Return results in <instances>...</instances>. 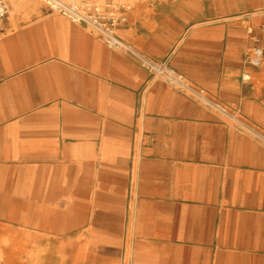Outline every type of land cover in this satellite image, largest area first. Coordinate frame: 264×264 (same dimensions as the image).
<instances>
[{
  "label": "crops",
  "instance_id": "1",
  "mask_svg": "<svg viewBox=\"0 0 264 264\" xmlns=\"http://www.w3.org/2000/svg\"><path fill=\"white\" fill-rule=\"evenodd\" d=\"M119 36L0 30V264H264V0H148Z\"/></svg>",
  "mask_w": 264,
  "mask_h": 264
},
{
  "label": "built area",
  "instance_id": "2",
  "mask_svg": "<svg viewBox=\"0 0 264 264\" xmlns=\"http://www.w3.org/2000/svg\"><path fill=\"white\" fill-rule=\"evenodd\" d=\"M44 5L49 13L65 16L76 24L85 26L91 33L101 38L110 48L133 52L119 36V30L127 24L132 5L125 0H34ZM9 4L0 0V30L5 29L8 19ZM142 65L158 75L166 83L174 86L182 93L195 98L218 112L229 115L245 129L252 130L243 124L239 116L228 112L227 108L211 100L203 89L193 86L183 74L166 65L156 64L140 56ZM249 64L255 68L264 67V48L255 46L249 57ZM242 124H241V123ZM254 131V130H253Z\"/></svg>",
  "mask_w": 264,
  "mask_h": 264
},
{
  "label": "rangeland",
  "instance_id": "3",
  "mask_svg": "<svg viewBox=\"0 0 264 264\" xmlns=\"http://www.w3.org/2000/svg\"><path fill=\"white\" fill-rule=\"evenodd\" d=\"M9 4V20L14 21L17 18H21L23 21H29L31 18H33L35 15L40 14L42 11L47 12V9L44 7V5L40 2H35L33 0H30L28 2V6L30 9L28 10H21L19 13H17L15 16H12L10 10H11V3L10 0H7ZM125 2L132 5L133 9H137L142 5H145L148 0H125ZM132 9V11H133Z\"/></svg>",
  "mask_w": 264,
  "mask_h": 264
},
{
  "label": "bare ground",
  "instance_id": "4",
  "mask_svg": "<svg viewBox=\"0 0 264 264\" xmlns=\"http://www.w3.org/2000/svg\"><path fill=\"white\" fill-rule=\"evenodd\" d=\"M29 1L30 0H10L11 7H12L11 10H10V12H11L12 16H15L21 10H28V9H30V7L28 6V2ZM8 13H9V10H8Z\"/></svg>",
  "mask_w": 264,
  "mask_h": 264
}]
</instances>
